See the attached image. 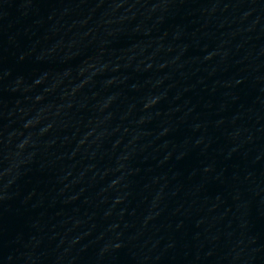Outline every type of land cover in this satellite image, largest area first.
I'll return each instance as SVG.
<instances>
[{
    "label": "water",
    "instance_id": "95a60500",
    "mask_svg": "<svg viewBox=\"0 0 264 264\" xmlns=\"http://www.w3.org/2000/svg\"><path fill=\"white\" fill-rule=\"evenodd\" d=\"M264 218V0H0V264H235Z\"/></svg>",
    "mask_w": 264,
    "mask_h": 264
}]
</instances>
